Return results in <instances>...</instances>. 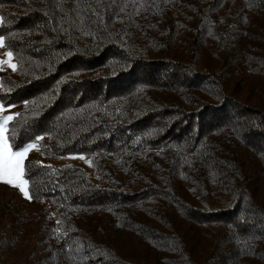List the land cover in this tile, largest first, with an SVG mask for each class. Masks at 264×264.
<instances>
[{"label":"trees","instance_id":"obj_1","mask_svg":"<svg viewBox=\"0 0 264 264\" xmlns=\"http://www.w3.org/2000/svg\"><path fill=\"white\" fill-rule=\"evenodd\" d=\"M0 18L12 149L43 137L94 176L28 162L43 208L0 197V264H264V0H0Z\"/></svg>","mask_w":264,"mask_h":264},{"label":"rangeland","instance_id":"obj_2","mask_svg":"<svg viewBox=\"0 0 264 264\" xmlns=\"http://www.w3.org/2000/svg\"><path fill=\"white\" fill-rule=\"evenodd\" d=\"M0 23H1V20H0ZM8 52H10V50L6 47L5 43H3V45H0V92L2 90L1 78L5 76L6 74L14 71L13 68L10 67V64H15L17 67V62L14 56L12 55L11 57H9L7 55ZM0 105L3 106V107H0V120H2L3 117L8 116V115L14 116L18 111L22 109V105H16V106L9 107V106L3 105L1 102H0ZM5 135L6 136L8 135V128H6ZM43 140L45 139L43 138L40 140H34L32 142H29V143L36 144V147L30 150V152L26 156L25 161H24L25 167H26V164L30 161H39L43 164H48V165H53V166L74 164V165H79L83 167L90 174L92 179H94L93 171H92L91 164H90V158L84 157V156H71V157L60 158V159H51L45 154H43L42 152L41 142ZM13 151H16V150H13ZM23 178L25 179V172H24ZM13 193H18L22 198L28 201L29 203L28 208L30 212L38 213L42 210L43 207L41 205L35 203L32 200L25 198L17 187L10 186L6 184L3 179H0V197H8L12 195ZM90 222H92L93 224V229L96 230L98 227L97 223L94 221V219H90ZM114 239L116 243L120 245L122 248H125L129 243V239L127 235L125 234H120L118 236H115Z\"/></svg>","mask_w":264,"mask_h":264},{"label":"snow or ice","instance_id":"obj_3","mask_svg":"<svg viewBox=\"0 0 264 264\" xmlns=\"http://www.w3.org/2000/svg\"><path fill=\"white\" fill-rule=\"evenodd\" d=\"M2 20V18H0ZM4 39L0 37V45H3ZM7 55L11 57L12 52H8ZM13 70L16 69L15 64H10ZM0 107H3L0 105ZM11 107V106H9ZM14 117L8 115L0 120V179L10 186L17 187L23 196L29 200L32 199L28 191L29 181L24 179L25 172V158L30 150L36 147V144L28 143L23 146L20 150L13 151L9 144L8 137L5 135L7 125L12 121ZM37 140L43 139V137H36ZM43 166V165H42Z\"/></svg>","mask_w":264,"mask_h":264}]
</instances>
